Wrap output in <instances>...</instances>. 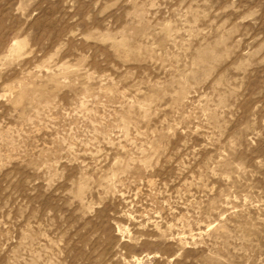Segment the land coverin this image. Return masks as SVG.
Wrapping results in <instances>:
<instances>
[{
	"label": "rangeland",
	"instance_id": "1",
	"mask_svg": "<svg viewBox=\"0 0 264 264\" xmlns=\"http://www.w3.org/2000/svg\"><path fill=\"white\" fill-rule=\"evenodd\" d=\"M0 264H264V0H0Z\"/></svg>",
	"mask_w": 264,
	"mask_h": 264
}]
</instances>
